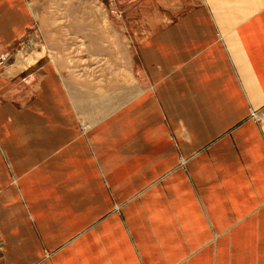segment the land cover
Wrapping results in <instances>:
<instances>
[{
	"label": "crops",
	"instance_id": "0c3cea01",
	"mask_svg": "<svg viewBox=\"0 0 264 264\" xmlns=\"http://www.w3.org/2000/svg\"><path fill=\"white\" fill-rule=\"evenodd\" d=\"M263 113L264 0H0V264H264Z\"/></svg>",
	"mask_w": 264,
	"mask_h": 264
},
{
	"label": "rangeland",
	"instance_id": "374dc122",
	"mask_svg": "<svg viewBox=\"0 0 264 264\" xmlns=\"http://www.w3.org/2000/svg\"><path fill=\"white\" fill-rule=\"evenodd\" d=\"M101 8H102V13L103 14H107V13H111L112 11H111V7L109 6V3L108 4H106V5H103V6H101ZM102 24H103V28L104 29H109L110 28V23L108 22V21H104V22H102ZM118 27H119V25H118ZM120 29V28H119ZM261 118H264V116L263 117H261ZM260 118V119H261ZM262 120V119H261ZM264 120V119H263ZM262 120V121H263Z\"/></svg>",
	"mask_w": 264,
	"mask_h": 264
},
{
	"label": "built area",
	"instance_id": "2783aa9c",
	"mask_svg": "<svg viewBox=\"0 0 264 264\" xmlns=\"http://www.w3.org/2000/svg\"><path fill=\"white\" fill-rule=\"evenodd\" d=\"M262 116H264V113H263ZM262 116H261V117H262ZM254 117H255L256 120H258L259 118H261V117H258V116H254Z\"/></svg>",
	"mask_w": 264,
	"mask_h": 264
}]
</instances>
